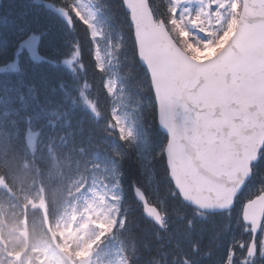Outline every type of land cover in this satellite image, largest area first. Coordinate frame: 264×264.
Wrapping results in <instances>:
<instances>
[{
	"label": "trees",
	"instance_id": "1",
	"mask_svg": "<svg viewBox=\"0 0 264 264\" xmlns=\"http://www.w3.org/2000/svg\"><path fill=\"white\" fill-rule=\"evenodd\" d=\"M50 1L64 7L70 3ZM98 2L103 9L101 31L117 39L116 43L110 40L109 67L107 60L99 64L89 27L77 21L68 30L43 8L28 7L26 0H0V24L5 28L9 25L4 18L19 22V15L27 11L34 26H52L65 35L62 52L69 58L79 46L71 67L56 65L45 76L43 70L30 66L25 53L0 42V66L7 68L0 72V264H12L13 255L22 252L24 245L18 241L21 226L29 237L24 258L34 251L33 245L49 242V237L42 236L44 218L51 225L81 204L94 177L107 185L115 181L123 196L118 213L123 222L114 232L127 264H243L245 260L264 264L261 254L254 260L246 256L248 233L243 231L239 215L244 201L260 185L264 187V150L251 182L231 212L201 215L183 205L167 179L161 153L166 138L156 130L149 81L137 62L127 15L120 0ZM149 4L156 18L169 21L168 0H149ZM0 33L6 29L0 28ZM17 59V67H10ZM113 76L119 80L123 97L140 115L151 142L160 145V153L150 163H140L127 141L118 136L106 87ZM30 83L35 84L34 91L28 90ZM18 91L25 92L27 102L19 115L15 111L20 108L18 101L9 103V97ZM25 117H30V123ZM148 147L152 149L150 143ZM142 164L152 169V180H148L146 168H140ZM133 185L160 209L163 228L143 217L133 197ZM30 200L36 204L33 213ZM23 213L25 224L21 223Z\"/></svg>",
	"mask_w": 264,
	"mask_h": 264
},
{
	"label": "water",
	"instance_id": "2",
	"mask_svg": "<svg viewBox=\"0 0 264 264\" xmlns=\"http://www.w3.org/2000/svg\"><path fill=\"white\" fill-rule=\"evenodd\" d=\"M242 2L244 20L239 18L226 46L213 58L197 62L173 43L161 22L155 25L146 0H123L133 25L138 60L146 68L156 93L157 123L168 136L164 155L169 177L182 201L204 213H218L232 207L233 198L243 185L249 160L257 154L264 140V115L258 113L256 104L247 108L248 114L257 113L255 121H249L251 127L241 137L229 136L230 126L240 125L245 119L242 114H233L239 112L236 99L264 97V90L254 82V74L264 60V0ZM48 4L43 3L65 22ZM245 25L252 63L242 73L245 82L237 81V86L229 87L231 75L221 78L218 66L230 48L235 51L233 45ZM68 26H71L70 21ZM182 84L188 85L191 94L199 96L200 103L195 106L190 102L186 106L177 103L169 117L161 108V98L174 94ZM171 128H175L177 135L174 136ZM135 195L145 215L158 224L157 211L146 204L138 190ZM261 200L264 207L262 197ZM254 202L245 207L243 214V221L253 225V236L261 219L260 215L256 221V214L251 212L257 204L253 205ZM80 264H89V258Z\"/></svg>",
	"mask_w": 264,
	"mask_h": 264
},
{
	"label": "rangeland",
	"instance_id": "3",
	"mask_svg": "<svg viewBox=\"0 0 264 264\" xmlns=\"http://www.w3.org/2000/svg\"><path fill=\"white\" fill-rule=\"evenodd\" d=\"M74 2L80 5L83 19L86 22H91L89 27L92 33H95L93 36L96 37L97 23L94 19L93 0H71V4ZM237 5L238 0H170L173 23H167V26L169 29L172 28L170 31L173 36L189 50L191 55L199 57L200 55L213 54L214 50L221 47L233 32L236 24ZM110 40L114 43L117 42L113 35L110 36ZM94 42L96 56L99 59L98 52L99 50L104 51L108 47L109 37H103L98 43L96 40ZM102 42L103 44H101ZM99 64L101 65V63ZM115 80H110L107 86L112 96L113 118L117 124L118 134L124 140L141 146L139 149L141 150L146 138L143 137L140 125H137L138 120L130 108L129 101L127 106L120 86L113 89ZM118 200L119 195L113 186L106 190L96 182L88 191L87 199L81 209L78 208L72 217L62 218L64 220L57 224L54 232L59 236V240L56 241L57 249L62 253L64 262L77 264L75 258H71L67 251H70L73 256L77 253L83 256L92 249L99 236L101 239L105 234L109 235L114 227L113 214L116 212ZM260 236L263 237L264 232ZM111 240L112 243H105L102 247L101 250L104 253L98 254L96 258L94 256L91 264H124L120 247L114 241L112 234ZM248 243L249 238L244 247L245 250L248 248ZM255 248L257 249L256 254L260 255L263 246L259 238L255 243ZM46 249L38 248L36 251L38 255H35V258L30 257L23 264H64Z\"/></svg>",
	"mask_w": 264,
	"mask_h": 264
},
{
	"label": "snow or ice",
	"instance_id": "4",
	"mask_svg": "<svg viewBox=\"0 0 264 264\" xmlns=\"http://www.w3.org/2000/svg\"><path fill=\"white\" fill-rule=\"evenodd\" d=\"M28 7L32 8L37 5L43 4L44 0H26ZM48 7L55 6L53 3L48 4ZM56 7V6H55ZM58 13L64 18L66 25L68 27L69 21H71V28L68 27V30L74 28L76 22L85 27H89L91 22H86L83 19V13L80 10V5L73 3L68 7L61 5L59 8H56ZM27 11L22 12L18 21H7V18L4 20L8 23V27L5 28L3 24H0V28L6 29V33H0V42H7L11 45H14L21 53H27V57L30 61V66L36 69L43 70L45 76L50 74V70L59 64L66 65L71 67L73 61L77 59L76 48L73 49V54L71 58L65 55L62 52V47L65 44V35L58 34L53 30L52 26L47 27H38L34 26L33 23L27 19ZM241 21L244 20V14L241 13ZM93 35L95 33H92ZM248 29L245 25V28L242 29L241 36L235 41L233 47L235 51L231 48L228 50L225 58L218 66L219 73L221 78L225 74H230L231 79L229 81V87H235L236 82L240 81L241 83L245 82V78L242 75L245 72L249 65L252 63V59L248 55V42H249ZM18 64L12 63L9 66L16 68ZM254 82L256 86L264 90V60L260 61L258 70L254 74ZM23 84L17 85V87L23 88ZM35 84H29V91H34ZM153 91V95H155ZM19 103L20 108L16 109V114L19 115L21 110H26L27 102L24 91H18L15 96L9 97V103L15 104ZM192 103L194 106L200 103V98L198 95H193L188 91V85L182 84L179 86L178 90L171 95L163 96L161 98V108L167 116H171V113L177 103L187 105ZM236 103L239 105V112L233 114H242L245 119L240 125L230 126L231 131L229 136L241 137L245 131L251 127L249 121H255L257 113L248 114L247 108L256 104L258 113L264 115V97H248L245 99H236ZM8 113H5L7 115ZM26 121L30 123V117H25ZM165 127H168V123L164 124ZM174 136L177 135L175 128L170 129ZM130 136L132 135L131 129L129 130ZM243 247V245H241ZM257 249L255 247L248 253L251 256L252 260L255 259ZM261 256L264 258V249H261ZM243 264H249L248 260H245Z\"/></svg>",
	"mask_w": 264,
	"mask_h": 264
}]
</instances>
